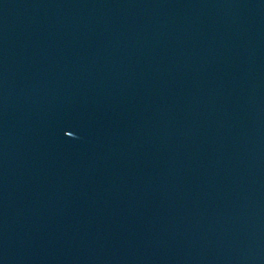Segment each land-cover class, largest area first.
<instances>
[{
	"label": "water",
	"instance_id": "obj_1",
	"mask_svg": "<svg viewBox=\"0 0 264 264\" xmlns=\"http://www.w3.org/2000/svg\"><path fill=\"white\" fill-rule=\"evenodd\" d=\"M0 264H264V0H0Z\"/></svg>",
	"mask_w": 264,
	"mask_h": 264
}]
</instances>
